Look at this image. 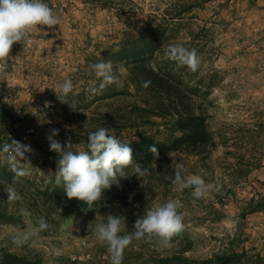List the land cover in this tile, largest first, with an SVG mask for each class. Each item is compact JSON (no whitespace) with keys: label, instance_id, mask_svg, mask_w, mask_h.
<instances>
[{"label":"rangeland","instance_id":"obj_1","mask_svg":"<svg viewBox=\"0 0 264 264\" xmlns=\"http://www.w3.org/2000/svg\"><path fill=\"white\" fill-rule=\"evenodd\" d=\"M47 2L59 17V25H38L26 42H14L0 71V109L7 115L0 121V163L31 168L25 176L32 181L22 182L21 187L0 184V196H9V189L20 200L22 193L38 195L36 189L55 178L58 161L50 158L54 150L48 139L52 129L59 130L54 139L74 150H84L86 145L76 142L77 136L97 130L108 116L126 123L120 131L122 142L135 136L128 123L136 118L145 122L141 118L145 112L134 106L146 107L147 98L135 93L129 66L115 62L113 52L125 39L160 23L171 32L173 44L195 47L202 57L193 74L211 78L212 87L196 97V106L207 115L218 142L203 156L172 152L169 166L176 170L183 163L185 172L204 175L209 182L218 183L220 191L196 199L191 188L180 190L173 179L156 173L139 177L131 172L125 181L102 191L100 199L108 200L102 207L49 222L47 230L23 246L15 244L14 236L36 227L39 216L24 206L4 204L3 209L15 221H0V245L23 254L34 251L42 264H64L70 258L84 264L110 260L107 246L95 237L97 224L106 222L109 214L120 215L124 233L133 232L137 217L155 200L175 196L187 213L184 230L167 245L157 237L133 240L123 253L122 264H162L161 258L171 256L187 261L166 264H198L193 261L241 250L264 258V207L247 212L251 198L264 206V0ZM186 9L190 11L172 17ZM102 59L112 61L115 75V82L105 87L89 70ZM65 78H71L74 85L66 97L69 103L59 98ZM18 112L25 117L19 118ZM149 118L156 123H143L142 128L166 138L160 125L163 119ZM104 126L118 137L114 129ZM12 140L30 146L25 152L28 160L12 161L6 147ZM81 253L91 258L81 260Z\"/></svg>","mask_w":264,"mask_h":264},{"label":"trees","instance_id":"obj_2","mask_svg":"<svg viewBox=\"0 0 264 264\" xmlns=\"http://www.w3.org/2000/svg\"><path fill=\"white\" fill-rule=\"evenodd\" d=\"M186 11L190 10H181L172 17L179 18ZM171 44H173L171 32L168 33L160 23L154 28H144L138 36L125 39L113 52L115 62L124 61L129 66L130 79L135 93L146 97L145 101L148 103L143 108L134 106L135 109H142L145 112L141 117L145 122H138L136 118V121L128 123L132 125L135 136L127 141L132 148L134 162L125 169L126 176L134 171L135 163L139 162L142 167L150 170L147 174L156 173L160 177L172 179L175 169L169 166L168 159L172 152L185 151L203 156L218 143L216 133L210 128L207 115L196 106V97L204 96L212 87L211 78H196L193 74L194 70L189 66L180 67L168 58L166 50ZM78 95H83V92ZM4 111V108L0 109V121H5L7 118ZM150 115L163 119L160 125L164 126L166 138H159L142 128L143 123H156L150 120ZM119 119L122 118L108 116L103 120V124L114 129L118 133L117 138L120 139L121 128L126 126V123H120ZM103 124L101 127H105ZM77 137L75 141L85 143L84 149H86L89 142L88 135ZM152 145H155L158 150L156 156L150 151ZM50 158L56 162L60 157L54 151ZM12 165L13 163H0L1 185L20 186L22 182L32 184L28 177L18 176ZM125 178H119V183L125 181ZM115 185L117 184L111 187ZM36 191L38 195L33 196L22 193V200L21 198L10 199L8 195L0 196V221H15L14 216L3 209L6 203L15 204L14 206L17 207L24 206V209L31 214L39 218L43 216L48 222H56L67 219L75 212L81 213L102 207L108 201L100 199L88 205L78 198H68L62 185L55 183V178L51 182H46L42 189L38 187ZM38 196L42 197V200H39ZM249 203L251 206L248 213L264 207L261 200L255 201L254 198H251ZM245 214L246 212L242 211V215ZM131 218L128 217L129 228ZM174 261L186 263L187 258L171 256L161 258L159 263L166 264ZM193 262L198 264H264V258L259 255L252 256L246 250H241L215 253L209 258ZM0 264H42V262L34 251L23 254L12 252L0 245Z\"/></svg>","mask_w":264,"mask_h":264},{"label":"clouds","instance_id":"obj_3","mask_svg":"<svg viewBox=\"0 0 264 264\" xmlns=\"http://www.w3.org/2000/svg\"><path fill=\"white\" fill-rule=\"evenodd\" d=\"M38 25L49 27L59 25V17L47 0H0V60L6 62L13 43L26 42L33 29L39 28ZM166 54L178 66L187 65L193 70L202 60L197 48H188L179 42L169 45ZM89 70L100 81L101 87L115 82L111 60H98L90 65ZM59 87L61 92L59 98L68 102L66 97L73 91V81L71 78H65ZM70 106L77 109L74 103H70ZM58 132V129H52L48 137L49 146L60 157L55 172V183L62 185L68 198H78L88 205L95 203L100 200L104 189L119 184V178L126 177L125 169L134 162L129 142H122L116 135L110 134L108 128L89 130L87 133L89 142L84 150H74L70 144L62 146L61 142L53 138ZM12 142V145L8 146L12 153V161L28 160L25 152L31 150L30 146L16 140ZM150 151L154 156L158 155L155 145L150 146ZM12 166L18 176L31 173V168L16 167L14 163ZM184 168L185 165L180 163L172 178L180 190L191 188L196 199L208 198L214 192L220 191L218 183L209 182L200 173L185 172ZM149 171L136 162L133 174L144 177ZM8 192L10 199L17 198L14 189H9ZM186 215L181 201L175 196H169L155 200L146 208L144 214L135 220L133 232L124 233V218L109 214L106 222L95 226L94 233L97 241L107 246L110 264H122L123 253L133 240L156 236L165 245L169 244L173 236L184 230ZM49 227L48 220L41 216L36 227L17 232L14 242L18 246H23Z\"/></svg>","mask_w":264,"mask_h":264},{"label":"bare ground","instance_id":"obj_4","mask_svg":"<svg viewBox=\"0 0 264 264\" xmlns=\"http://www.w3.org/2000/svg\"><path fill=\"white\" fill-rule=\"evenodd\" d=\"M5 67V61L4 60H0V71L3 69ZM18 117L19 118H24L25 117V115L23 114V113H19L18 112ZM27 135V134H26ZM26 138H28V137H26ZM23 139H25V138H23ZM24 141V140H23ZM9 145H12V143H8V144H6V147L9 149ZM91 257H90V255H88V254H85V253H81L80 254V256H79V259H81V260H84V261H86V260H89Z\"/></svg>","mask_w":264,"mask_h":264},{"label":"crops","instance_id":"obj_5","mask_svg":"<svg viewBox=\"0 0 264 264\" xmlns=\"http://www.w3.org/2000/svg\"><path fill=\"white\" fill-rule=\"evenodd\" d=\"M64 264H84L82 262H78V261H74L72 258H70V261H67ZM88 264H110V260H106V261H98V260H92L91 262H89Z\"/></svg>","mask_w":264,"mask_h":264}]
</instances>
